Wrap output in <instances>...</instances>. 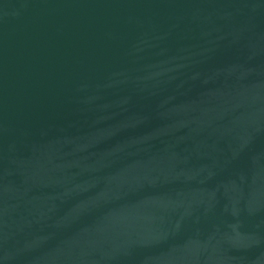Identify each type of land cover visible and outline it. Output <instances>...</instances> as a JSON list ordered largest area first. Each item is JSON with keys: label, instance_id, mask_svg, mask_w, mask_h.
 <instances>
[{"label": "water", "instance_id": "1", "mask_svg": "<svg viewBox=\"0 0 264 264\" xmlns=\"http://www.w3.org/2000/svg\"><path fill=\"white\" fill-rule=\"evenodd\" d=\"M0 264H264V0H0Z\"/></svg>", "mask_w": 264, "mask_h": 264}]
</instances>
